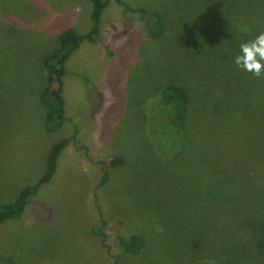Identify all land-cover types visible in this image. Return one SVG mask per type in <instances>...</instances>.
<instances>
[{
	"label": "rangeland",
	"instance_id": "rangeland-1",
	"mask_svg": "<svg viewBox=\"0 0 264 264\" xmlns=\"http://www.w3.org/2000/svg\"><path fill=\"white\" fill-rule=\"evenodd\" d=\"M119 1L158 13L165 25L162 35L149 36L138 13L107 0L98 39L82 42L65 61L66 120L49 132L39 99L48 78L41 60L65 27L88 29L90 2L0 0V203L34 183L44 170L49 146L76 128L50 180L29 199L19 218L0 226V253L14 255L19 264H220L224 250L219 242L227 251L238 236L240 242H250L232 223L251 210L252 218L264 219V132L252 130L249 136L247 127L244 134L239 127L240 135L223 139L224 148L222 140L214 144L217 159L205 162L212 158V148L206 149L190 124L197 121L195 102L206 97L205 108L214 106L209 101L215 96L205 76L197 83L200 76L187 73L192 57L186 48L195 45L187 33L203 28L212 14L201 9L200 0ZM240 4L234 0L235 7ZM212 12L225 15L223 7ZM224 60V74L228 72L233 85L232 74L239 68L228 57ZM170 64L176 69L170 70ZM175 70L177 85L191 97L186 106L191 117L181 126L179 140L164 128L167 113L174 109L161 90ZM235 83L236 90L229 89L234 97L250 96L252 89L240 79ZM243 113L237 109L229 116ZM158 117L162 120L156 124ZM213 118L214 125L221 123ZM258 141L262 152L255 165ZM158 143L168 150H160ZM115 154L124 162L108 166L107 180L98 185L101 161ZM224 232L237 237L230 240ZM131 233L144 237V247L137 255L119 254L116 235ZM226 261L237 264L228 256Z\"/></svg>",
	"mask_w": 264,
	"mask_h": 264
},
{
	"label": "trees",
	"instance_id": "trees-1",
	"mask_svg": "<svg viewBox=\"0 0 264 264\" xmlns=\"http://www.w3.org/2000/svg\"><path fill=\"white\" fill-rule=\"evenodd\" d=\"M193 1L191 2L194 5ZM89 2L90 24L88 29L84 32H76L73 28L65 27L58 34L56 45L52 51L41 60V64L45 67L48 74V78L45 80V84L39 95L40 102L45 109L43 117L45 131L51 132L58 129L66 120L64 98L62 96L63 75L66 72L64 66L65 61L82 42L93 43L98 39L100 16L107 0H89ZM115 2L122 5L124 11L138 13L149 36L159 38L162 35L165 25L158 13H147L141 7L129 8L119 0H115ZM240 3V5L235 7L234 0H200L201 9H203V7L208 8V11H205V13L212 15L203 28L194 29L187 33L188 40L195 44L193 46L189 43L190 47L186 48L188 51L187 53L192 57V62H189L187 66V73L193 75V78L195 74L196 76H200L197 83H200L202 80L201 77L205 76L204 82L206 86L212 90V95L215 96L214 100L209 101V103L215 102L214 106L208 105L205 108V105H207L205 100L208 99L206 97L201 101L195 102V104L199 106L194 107L197 121H192V124H190L191 131H194V133L200 132L199 135L202 137L206 149L210 150L212 148V158H205V162L215 161L217 159L213 153L214 144L222 140L224 148L223 139L234 138V135H240V132L244 134L243 128L247 127L249 136L253 132L252 130L264 132V76L257 78L251 73H249L250 75H245L244 70L241 71L240 69L233 68L237 70V72L232 74V77L236 78L235 80L237 82L238 79H240V82L244 86L252 89L249 97L236 98L229 89L233 86L232 91H235L236 88L234 85L237 83H235V81L232 85L230 83L232 78L227 76L228 72L224 74L226 68V65L223 63V61H225L224 58L228 57L230 63L234 62V57L239 52L240 44L254 39L259 34L260 28L264 27V0H240ZM217 7H223L225 15H221L220 12L213 13L212 11H217ZM216 17H218L217 20ZM213 33L217 34V38ZM233 40L235 42H233ZM230 42H233V44L228 48ZM198 45L200 46L196 47ZM169 67L170 70L171 68L176 69L174 64H170ZM200 67H202V71L203 68H205V75L204 73L202 75V71L199 69ZM161 90L174 109L172 113H167V120L164 128H167L169 131L172 130L179 140V137L182 135L181 126H183L187 118L190 119L189 117H191L189 116L190 109L188 110L186 107L191 97L184 92L180 85H177L176 70L172 73V77L169 81L164 83ZM226 99L228 102L233 99V102L230 103L232 106H228L229 103L227 101L225 106H221V102ZM237 109L244 113L239 118H231L229 113ZM161 110L164 112L163 109ZM169 110L166 108L167 112ZM212 116L218 117L221 123L214 125V118ZM225 116H229V118ZM161 120V117H158V119H154V122L157 124L160 123ZM175 124H177V126ZM239 127H241L242 130L237 132ZM75 131L76 128L73 126V131L70 135L60 138L49 146L45 158L44 170L34 183L21 187L17 191L14 199L10 202L0 203V226L7 220L19 218L29 199L36 194L38 188L43 183L50 180L59 153L69 141L74 140ZM213 134L216 135L215 141H212ZM180 140L183 144L185 138L183 137ZM158 145H160V150L164 151V149H166L162 143H158ZM256 150H258V153L256 159L257 164L255 165H259L260 152H262L260 142L256 145ZM174 151L176 153L177 149ZM123 162L124 157L118 154L112 155L106 160L101 161V176L98 185L103 184L107 180L108 166L114 167ZM254 212L255 211L251 210L247 213L248 215L246 217H242V221L236 220L232 223L233 226H235L236 233L243 234L245 231L250 238V242L245 241L246 244L243 241L240 242L241 238L238 236L235 244H231V246L229 244L228 251L225 248L226 245L219 242V245L223 246L222 249L224 250V256L219 258L220 264H227L226 256H228L229 262L231 263L236 262L240 264L244 262V264H258L259 260H262L261 264H264V219L252 218ZM228 216L235 217L230 216V214H228ZM223 223L227 224V221H223ZM218 230L220 229L218 228L215 231L217 237L219 236ZM100 234L102 238L105 237L104 234ZM236 235L237 234L227 236L225 234V236L230 237V240L236 239ZM115 242L120 250L119 254L127 255L139 254L145 245L144 237L139 233L116 235ZM105 247L108 249L106 244ZM244 248H247L248 253L243 250ZM119 254L114 255L115 262H117ZM0 264L19 263L14 255L0 253Z\"/></svg>",
	"mask_w": 264,
	"mask_h": 264
},
{
	"label": "clouds",
	"instance_id": "clouds-1",
	"mask_svg": "<svg viewBox=\"0 0 264 264\" xmlns=\"http://www.w3.org/2000/svg\"><path fill=\"white\" fill-rule=\"evenodd\" d=\"M234 64L257 78L264 76V32L240 44Z\"/></svg>",
	"mask_w": 264,
	"mask_h": 264
}]
</instances>
